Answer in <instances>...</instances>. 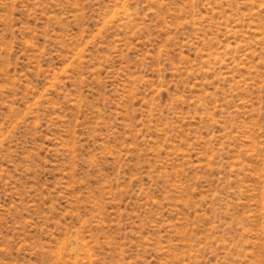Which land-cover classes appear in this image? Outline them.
<instances>
[{
    "label": "rangeland",
    "instance_id": "374dc122",
    "mask_svg": "<svg viewBox=\"0 0 264 264\" xmlns=\"http://www.w3.org/2000/svg\"><path fill=\"white\" fill-rule=\"evenodd\" d=\"M0 264H264V0H0Z\"/></svg>",
    "mask_w": 264,
    "mask_h": 264
}]
</instances>
